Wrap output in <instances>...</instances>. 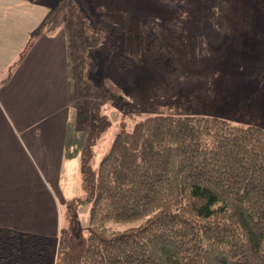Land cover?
Here are the masks:
<instances>
[{
	"label": "trees",
	"instance_id": "1",
	"mask_svg": "<svg viewBox=\"0 0 264 264\" xmlns=\"http://www.w3.org/2000/svg\"><path fill=\"white\" fill-rule=\"evenodd\" d=\"M152 15L128 28L135 56L112 67L147 55L172 77L188 72L185 45L159 26L149 32ZM207 111L151 113L131 130L121 122L97 169L90 149L82 154L83 197L63 204L57 237L0 228V264H264V129ZM80 204L89 205L85 228Z\"/></svg>",
	"mask_w": 264,
	"mask_h": 264
},
{
	"label": "rangeland",
	"instance_id": "2",
	"mask_svg": "<svg viewBox=\"0 0 264 264\" xmlns=\"http://www.w3.org/2000/svg\"><path fill=\"white\" fill-rule=\"evenodd\" d=\"M38 1L50 8L48 28L57 26L68 35L74 80L68 124L75 127L78 144L87 142L82 154L90 149L94 169L121 122L131 130L151 113L179 115L206 107L232 124L264 129V8L259 6L264 0ZM150 14L149 32L161 27L185 45L188 72L172 77L147 55L134 68L112 67L120 55L135 56L128 28ZM159 37L156 47L170 39ZM71 182L67 198L83 197ZM77 212L85 228L89 205L80 204ZM137 225L107 227L122 231Z\"/></svg>",
	"mask_w": 264,
	"mask_h": 264
},
{
	"label": "crops",
	"instance_id": "3",
	"mask_svg": "<svg viewBox=\"0 0 264 264\" xmlns=\"http://www.w3.org/2000/svg\"><path fill=\"white\" fill-rule=\"evenodd\" d=\"M49 9L0 0V228L55 238L87 142L68 124L70 43Z\"/></svg>",
	"mask_w": 264,
	"mask_h": 264
}]
</instances>
